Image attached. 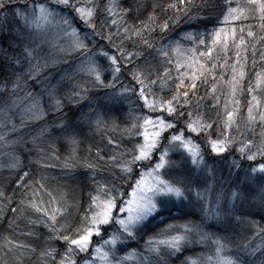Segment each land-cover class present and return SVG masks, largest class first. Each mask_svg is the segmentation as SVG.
<instances>
[{
  "label": "snow or ice",
  "instance_id": "6c2138e0",
  "mask_svg": "<svg viewBox=\"0 0 264 264\" xmlns=\"http://www.w3.org/2000/svg\"><path fill=\"white\" fill-rule=\"evenodd\" d=\"M15 0H0V10H3L18 23L22 22V33L25 36L43 35L52 26H55L59 32L70 40V48L72 52L84 57L77 66V73L84 72L91 77V84L93 87L108 88L114 87L115 82L122 74V68L125 63H132L133 68L126 69L131 73L132 79L139 85L138 88L133 87L129 89L123 86L120 89V95L128 91L138 93V100L143 101L142 107L149 109L150 112H160L153 119L149 115H144L139 125L133 124L132 128L135 129L137 136H142L141 142L135 143L131 159H123L126 153H114L108 157V162L119 168L124 178L133 172V166L142 164L143 167L139 171V177L133 184L129 185L130 191H121L111 181H97L96 194L90 193V204L87 212L82 218L80 225L73 226V224L65 218L63 223L58 222V216H66L68 203L65 201L63 207L53 206L51 208L43 204V198L40 203L36 200H30L29 206L37 213H41L42 217L39 218L45 227L49 229V240L64 241L66 248L63 252H59L55 247H48L39 251V257L44 264H77L76 256L79 253H88L91 249V258L85 259L83 264H125L127 259L134 258L135 251L129 253L124 257H117L116 250L118 244L125 243L128 238L135 239L138 230L146 229L153 222L166 224L167 230L170 234L164 235V232H157L155 236H150L146 242L148 250L157 256L160 255L161 246L170 250L173 254L180 252L184 244L189 242V234L196 230L200 234V240H211L214 244L212 255L200 260L187 258L186 264H242V261L237 254L233 256L232 250L228 243L221 237L207 232H201L199 226L191 222L182 225H174L168 223V217L165 213L171 214L173 207L179 209L180 205L188 200L189 195H194L197 201L203 200L208 204L209 209H205L206 218L219 220L221 218L220 202L217 199L215 207L211 208V200L207 197L208 189L203 191L196 187L195 182L192 180L191 172L193 170H203L211 175V167L205 161L200 145L195 143L191 135H185V131L194 133L199 136L201 133L205 135V139L211 151L217 155L229 151L234 138L229 133L233 128L238 130L237 117L239 113L238 105L240 101L235 99L238 86L244 79L246 73L244 71L247 57H243L242 52L247 49H242V45L246 44L245 32L248 37H255V33L248 26L247 31L244 26L239 27V43L237 39V27L233 26L234 22L249 18V5L252 6L258 14L261 21V27L264 29V0H247L246 4L239 3V0H223V3H213L209 11H219L218 16L214 21L210 19L202 20V23H218L228 25L229 27H214L207 29L203 32H187L184 33L183 39L191 41L194 47L184 49L179 41H176L174 47L169 49L167 46L161 45L156 49V54L163 58L160 63L164 65L163 72L156 69L153 61L157 59L156 55H151V59L145 56L139 64L135 60H140L143 51L134 52L126 50L123 41L132 40L136 37L138 46L142 49H152L154 42L151 39V34L158 28L160 33H165L169 30V20L175 22L178 17L170 16L157 20L156 10L159 8L161 13H165L167 8H171L174 12L187 13L189 8L195 6L193 0H172L166 6L161 4H153L152 11L148 14L147 20H140L139 26L129 24L126 17L131 14L133 18L138 19V13L141 11L139 0H131V4L125 7L121 0H107L106 3L101 4L97 0H55L58 9H54L48 3V0H25L23 4H15ZM235 3V6H233ZM65 10L67 14H65ZM103 17V19H100ZM222 17V19H221ZM78 21L82 27L78 28L74 22ZM106 29H114V31H106ZM95 38V39H94ZM115 39H120V44L114 43ZM12 41L8 44V48L4 49L0 45V56L7 59L8 64L12 68L22 67L23 60H31L34 58L36 49L30 45L34 41L21 39L20 35L12 36ZM21 40L20 44H16V40ZM264 40V37L260 38ZM101 40H106L108 44H102ZM229 41L235 50V56L232 64H227V57L224 58V64L227 65V70L231 73V79L227 82L230 86L232 96V107L229 108L226 102L222 107L224 114L222 118V126L225 132H222L216 139L212 138V127L217 121L212 117L205 120L202 116L197 115L193 119V112L198 109L202 100L205 97L199 96V88L197 81H200V86L203 87L206 80L205 72L212 77L214 83L211 87L212 99L215 101L209 107L220 115L217 105L219 104V96L215 95L216 77L215 69L216 63H212L211 67H207L201 60L212 61L213 50L219 47L223 52L229 50ZM135 43V41H134ZM172 43V42H170ZM21 45L22 51H21ZM203 46L204 51L197 53V48ZM112 48L116 51L113 52ZM95 49V51H93ZM9 50L13 55H9ZM255 46L252 47L253 53ZM169 51L177 54V58L169 55ZM19 53V54H16ZM185 53H191L184 60L180 57ZM264 61V50L260 57ZM103 61V63H101ZM255 56L253 57V64H255ZM175 63L176 72L179 75L174 79L171 75L172 69L168 67ZM239 65V68H237ZM187 66L189 69L195 68L191 73L180 72V69ZM198 66V67H197ZM223 67V65H221ZM108 72L111 75V81L105 83L103 73ZM11 74L15 76L14 80L9 81L8 78L0 79V94H9L11 105L5 107V112L11 110L12 107L18 106L21 99H30L32 103L28 104L20 116L21 124L23 125L27 120L42 118L47 115L44 112L42 105L38 99L32 97L31 92H28L26 87L25 97L20 98L18 91L22 90V81L24 77L34 78V72L30 67L27 72L23 74L12 71ZM203 77V79H201ZM188 83L185 84V79ZM62 79H64L62 77ZM73 77H68V83L65 85L67 91L63 96H57L56 90L49 91L50 104L56 112H62L66 104L80 103L87 93L88 87L85 86L86 82L75 81ZM220 79H223L221 74ZM168 80L173 81V92L170 99L159 98L157 93L153 91V86L157 81L160 82V89L163 90ZM176 80L179 82L176 83ZM264 82V70L256 72L254 82H249L248 93L249 99L247 100V119L250 123H254L258 119L261 128H264V105L261 104L260 98L256 94L257 88ZM183 89V90H182ZM191 93V96H190ZM209 93L206 92V95ZM193 101L195 104L193 105ZM187 105H193L191 108H186ZM164 113L170 119H166ZM184 122L183 128H178L177 125ZM8 122L12 123L11 131H16L17 125L8 117L6 121L0 123V126L7 125ZM93 123V121H89ZM94 124L97 129L101 125L106 124L100 113L96 114ZM62 132H65L66 139L72 146V152L75 153L80 141L78 137L83 132L78 131L73 127L68 131L65 122L61 120L57 125ZM167 129H175L170 133L168 139V147L161 148L153 159L154 153L161 143L162 133ZM131 131V130H126ZM0 142L15 143V141H8L6 137L0 134ZM109 143L115 144L116 141L109 138ZM169 149L178 150L181 153L179 160H173L169 155ZM237 151L241 156L248 161L256 162L255 166L250 168L251 173L264 174V133L261 134V140L256 142L255 136L240 142ZM97 157L103 160L104 157L100 156L99 151ZM16 162L11 164L10 167L15 169L21 162L15 158ZM147 162V163H145ZM185 164H190L194 168H185ZM236 168H240L237 161H233ZM89 168H95L97 165L89 163ZM29 176L28 171H23L22 175H18L15 183L20 188H28L31 185L25 183V177ZM43 189L44 185L40 184ZM264 192V189H262ZM36 196V191L31 193ZM238 193L233 191L231 193L232 201L235 202ZM48 204H53L56 197L51 196L49 193ZM0 199L9 200L10 197L6 196L4 191L0 189ZM264 203V195L261 197ZM23 203V201H21ZM15 213V209L12 210ZM176 214H179L178 212ZM239 219V217H237ZM35 223V222H33ZM118 225L117 232H112L108 235L107 239L103 238L104 231L107 226ZM11 227V222H9ZM261 231H264L262 229ZM174 233V234H172ZM28 235H32L31 232ZM100 238V242L93 244V237ZM122 236L124 239H122ZM163 236V238H159ZM11 246L16 249H26L29 252L35 253L37 251L30 244H24L15 240H7ZM59 256V259H57ZM146 259V258H144Z\"/></svg>",
  "mask_w": 264,
  "mask_h": 264
},
{
  "label": "rangeland",
  "instance_id": "374dc122",
  "mask_svg": "<svg viewBox=\"0 0 264 264\" xmlns=\"http://www.w3.org/2000/svg\"><path fill=\"white\" fill-rule=\"evenodd\" d=\"M30 2V0H29ZM98 3L101 4V7L103 6L104 3L107 2V0H97ZM247 0H239V3L241 4H246ZM25 3V0H15V4H23ZM48 3L51 7L54 9H58L59 6L56 5L55 0H48ZM235 6V3L234 5ZM249 18L248 19H243L240 21L234 22L233 26L237 27V39L236 43H239V27L244 26L246 31L248 26H251V30L255 33L257 30V26H261V21L258 18V14L252 10V6L249 5ZM65 14H67V11L65 10ZM4 17V16H3ZM100 19H103V17ZM11 21H13L14 24V34L13 36L20 35L21 39H26L30 41H34L33 44H31V47H34L36 49V52L34 53V58L31 60H26L25 63H23L22 59V67H17V68H12L11 66L9 67L10 71L8 72V75L11 76V78L14 80L15 76L11 74L12 71H15L16 73L23 74L24 72H27L29 68L31 67L33 71H37V65L40 64L39 66V72H44L45 68H47L50 64L52 63H62L60 65V69L62 70L58 71L57 78L55 82L52 81L51 77L47 76V79L43 77L42 81L39 82H33V87L36 89L33 90L34 92V98L38 99L42 105V108L44 112L46 113H54L56 112L55 109L51 106L50 104V98H49V91L52 89L56 90V95L57 96H63V94L67 91V88L65 85L68 83V77L72 76L73 82L75 81H81V82H86L85 86L88 87V93L86 97L80 101V103H72V104H66L72 109V114L71 116L67 115L57 121H54L51 124H44V122H40L42 118H37L39 120L40 124L38 123L37 127L32 128L29 130V132L34 134L35 140L37 141V144L40 151V157L43 159L42 165L44 166H50L44 158L50 159L53 161L52 154H56V150L52 151V154L44 153L46 144L51 147L58 148L59 145L65 147V151L68 154H78V150L80 149L79 146L83 144V141L89 142L91 138L94 137V135L99 136V133L103 131L104 128H107V126L111 125L112 120L114 123H116L117 127H120V131H118V134L120 135L119 140H120V145H118V141H116L114 146L111 149V145L107 143L106 148L107 151H112L110 155L114 153H126V155L123 157V159H131V153L134 147L135 143L141 142L143 140L142 136H137L135 134V129L132 128L133 124L139 125L141 123V119L144 115H151L153 119H155L156 116L161 115L162 113L160 112H150L149 109L142 107L143 101L138 100L137 96L138 93L133 92V91H128L123 93V95H120V89L123 86H127L129 89L136 87L138 88L139 85L136 84V82L132 79L131 73L127 71L126 69H131L133 68L132 63H125L124 67L122 68V74L120 75L119 79L115 82L114 87H108V88H100V87H93L91 84V77H89L86 73L84 72H79L77 73L76 69L77 66L80 64V61L84 59V57L79 56V54L72 52L70 48V40L68 37L64 36L62 32H59L55 26H52L49 31L44 33L43 35L37 34V35H31V36H25L24 33H22V22L18 23L17 19H14L13 17L11 18ZM75 26L80 28L82 25L76 21L74 22ZM5 23L0 20V43L5 41L6 34L5 33H10L11 28H8L7 30L5 29ZM218 27H229L228 25H220ZM254 27V28H253ZM261 30V31H260ZM109 31H114V29H111ZM260 33L264 31V29L259 30ZM196 32H203V31H196ZM264 33V32H263ZM184 34H182L180 37H183ZM245 41L246 43L250 41L251 37H248L245 32ZM95 39V38H94ZM184 40V39H183ZM21 41V40H20ZM167 42V43H166ZM172 42V43H170ZM176 40L175 39H169L162 43L161 45L167 46L169 49L174 47ZM180 42V41H179ZM102 44H108L106 40H101ZM117 44V42H114ZM20 44V43H17ZM180 44L183 46L182 51L184 49H190L194 47L193 43L188 40H184L180 42ZM1 45V44H0ZM118 45V44H117ZM158 46L156 48L153 47L150 51L148 50V55H142V57L148 56L149 59H151V55H156L157 59L153 61V64L156 65V69L159 72H163L164 70V65L160 63L163 58L159 57L156 54V49L161 47ZM245 45V44H244ZM244 45H242V49L244 48ZM23 45H21V51H22ZM262 50H264V44L260 48H256L255 50V64H250L252 65V68H249L248 66L245 65L244 71L246 73L244 79L241 81L240 85L238 86V91H248L249 87V82L253 81L254 82V77L255 73L264 70V65L258 66L257 62L263 63L260 59L262 55ZM95 51V49H93ZM112 51L115 52L116 49L112 48ZM132 51V50H129ZM200 51H204L203 46H200L197 48V53ZM151 54V55H150ZM169 55L175 60L177 58V54L173 51H169ZM191 55V53H185L184 56H181L180 59L184 60L187 56ZM213 60L212 61H206V60H201V63H204L207 67H211L212 63H216L217 67L215 69V77H216V88L218 91V94L220 91H227V94L224 93L225 96H227L225 99H227V103L229 108L232 107V96L230 95L231 89L229 84L227 83L231 79V73L229 70H227V65L224 64V58L227 57V64H232L233 63V58L235 56V50L232 46V42L229 41V50L225 53L217 47L216 49L213 50L212 53ZM242 56V63L243 57L245 56V53H241ZM141 60H135L134 62L136 64H139ZM103 63V61H101ZM253 63V62H252ZM223 65V67H221ZM172 69V77L175 79L179 73L176 72V65L175 63L168 65ZM198 67V66H197ZM237 68H239V65H237ZM195 68L189 69L187 66L183 67L180 69V72H189L191 73L194 71ZM251 70V72H250ZM38 72V73H39ZM250 72V73H249ZM36 73V72H35ZM37 75L34 74V78H36L39 74ZM50 73V72H49ZM61 73V74H60ZM55 74V73H54ZM221 74H223V79H220ZM59 75V76H58ZM103 76L105 78V83H109L111 81V75L108 72L103 73ZM205 76L210 77L207 72H205ZM62 77L64 79H62ZM251 79H248L250 78ZM203 79V77L201 78ZM248 80L246 89H243L242 83L246 82ZM187 78L185 79V83H187ZM213 80V79H212ZM53 82V83H52ZM179 81L176 80V83ZM207 82V81H206ZM205 82V84H206ZM169 83H172L171 85ZM200 85V81H197ZM173 85L172 80H168L167 83L165 84L163 90L161 91L160 89V82L157 81L156 85L153 86V91L157 93V99L166 96V92L164 91H169V88ZM201 87V86H200ZM174 90V89H173ZM172 90V91H173ZM29 91V90H28ZM211 91V90H210ZM221 93V92H220ZM257 96L261 100V104L264 105V82L261 83V86L257 88L256 90ZM32 103V100L26 99V100H21L18 104L17 107H12L16 114H20L23 112V109L28 105ZM226 103V100L223 101L222 105ZM193 105H187L186 108H191ZM208 106V105H207ZM222 107V106H221ZM217 108H219V104L217 105ZM11 109V110H13ZM64 109V108H63ZM219 112H224V109L221 108L219 109ZM10 112V111H9ZM100 113L103 117V119L106 121V124L101 125L99 129L96 128L94 124V120L96 119V114ZM202 111L199 109H196L193 112V119L197 115H200ZM166 119H170V117H167L166 113H164ZM202 115V114H201ZM200 115V116H201ZM63 120L65 122L66 126H71L68 127V131H71L73 127L77 128L78 131L83 132L82 135L78 137L80 143L78 147L76 148L75 153L72 152V146L69 144L68 140L66 139V133L62 132L57 125L59 122ZM222 120V118H221ZM44 121V120H43ZM89 121H93V123H89ZM218 122L219 119H216ZM254 124L252 123H245V129H246V135L248 132L251 130L248 128ZM178 128H183L184 127V122L181 121L179 125H177ZM264 129V128H263ZM56 130V133H51L50 131ZM126 130H131L126 131ZM175 129H167L162 133L161 136V143L159 145V148L157 149V153H154L153 159H155L156 154H158L159 150L161 148L168 147V137L170 136V133L174 132ZM242 130H240L241 132ZM222 132H225V129L223 128L221 122L219 121L217 124H213L212 127V138L216 139L220 136ZM235 131L233 129L227 133L231 137L233 136ZM117 134V138H118ZM185 135H191L194 142L200 145V149L202 151V154L204 156L205 161L210 165L211 167V175H209L207 172H204L203 170L196 171L193 170L191 172L192 180L195 182L196 187H198L200 190L208 189L207 191V197L211 200V208L215 207V203L217 199H219L220 202V211H221V218L219 220L216 219H209L206 218L205 214V209H209V205L205 204L203 200L197 201L194 195H189V198L187 201H185L183 204L180 205L179 209L173 207L179 214H176L177 212L172 213L173 216L168 219L173 221L174 219H178L179 217L184 216L185 220L184 221H179V222H173L171 224L174 225H182L185 223L191 222L192 224H195L199 226V229L201 232H207L209 234H213V232H210L207 229V225L211 223H216L214 226V230L216 231L217 229L221 230L222 232L226 233V237L224 238L225 241L229 242L231 245L236 244L239 239L237 236L245 230L244 228L248 229V227L242 228V215L246 213H250L252 211H255L254 209L251 208L250 201L252 200V194L248 192V188H262L264 189V182L262 183L261 179H255V177H264V174L262 173H251L250 168L255 166L256 162L254 161H248L247 159L243 158L242 156V161L238 157V159H235L237 156H240V153L237 151L238 147L240 146V142L244 140V137H242V133L237 135V137H233L234 141L231 144L229 151L222 153L220 155H217L213 153L205 139V135L201 133L199 136H197L194 133H189L185 131ZM42 138V140H41ZM109 135L105 134L104 135V140L109 142ZM109 145V146H108ZM89 147V145L87 146ZM38 151V152H39ZM63 151L62 149L59 150L61 153ZM63 154V152L61 153ZM66 154H64L65 156ZM169 155L173 160H179L181 153L178 150H173L169 149ZM236 156L235 158H233ZM8 159H11V156H8ZM109 157V156H108ZM108 157L106 156L105 159V168L109 170V172L114 171V176H117L114 180H116V187L120 189L121 191H130L129 185L133 184L136 179L139 177V171L143 167L142 164H136L133 166V172L127 176V179L124 178V174L121 173L120 169L115 167L113 164L108 162ZM59 160H61L62 157H58ZM55 159V158H54ZM15 160V159H14ZM237 161L240 164V168H236L233 165V161ZM14 161L13 163H15ZM55 162H59L55 159ZM54 162V165H55ZM241 162L246 163L245 165L247 167H244L247 169L248 172H243L242 170V177L247 179V181H251L253 178L254 180L252 182L255 183H241L243 186H245L243 189H247V192L244 195L242 192L240 193V189L238 187H227L226 184L230 182V179L235 178V175L239 172L241 168ZM11 163H5L3 164V167L13 169L10 167ZM147 163V162H145ZM66 164V163H65ZM60 166L58 167L59 170L52 169L53 173H56V175L60 176L62 173H64V168L67 167L65 166L62 162L59 164ZM68 165V164H66ZM71 167L70 165H68ZM1 167L0 169H2ZM67 167V168H69ZM185 168L192 169L194 166L190 164H185ZM20 168V165L16 167V169ZM22 168V167H21ZM61 168V169H60ZM21 170V169H20ZM69 170H67L68 172ZM233 182V181H231ZM231 182L228 184L230 185ZM233 191H236L239 195L236 199L235 202L232 201L231 198V193ZM67 194V192H62L60 195L56 196V201H54V204H51L53 206H59L63 207L65 201L68 203L69 207L67 209L66 216H58V222L61 223V218H69V212H73L74 209L77 207L73 204V202L68 199V198H62ZM45 202V201H44ZM44 204V203H43ZM51 208L50 206H48ZM89 207V206H88ZM88 210V208H87ZM89 214L90 213H86ZM176 217V218H174ZM239 217V219H237ZM41 218V217H40ZM261 220L260 218L256 219L257 224L261 225ZM218 222V223H217ZM159 222H153L150 224L146 229L144 230H138L136 233V238L131 239L128 238L125 240V243L123 244H118L117 245V250H116V256L117 257H124L127 256L129 253H132L135 251V256L134 258L127 259L125 261V264H158L156 262H151L150 258L152 257H158L156 254L150 252L148 250V245L147 241L150 236H155L156 234H153L152 232L149 231V228L155 227L156 225L158 226ZM263 224V223H262ZM119 229L118 225H111L107 226L103 238L107 239L108 235L112 232H117ZM156 233L157 232H164V235H167L170 233V230H167V226H162L159 229L157 228L154 230ZM152 233V234H151ZM215 236H218L217 233H214ZM219 237V236H218ZM145 238V239H144ZM163 238V236L159 237ZM122 239L124 237L122 236ZM145 242H142L144 241ZM100 242V238L93 237V244L95 245L96 243ZM62 245H64V250L66 248V244L64 241H61ZM142 244V245H140ZM197 247L198 249H195V253L197 257L192 258L196 260H200L202 257L206 258L209 255H212L213 250H214V244L212 243L211 240H200V234L196 231L193 230L189 234V242L184 244L182 247L183 248H195ZM63 250V251H64ZM176 254V255H175ZM173 254L170 250L165 249L163 246H161L160 249V257L165 256V255H170L173 258L177 256V253ZM233 256H236L237 254L235 251H232L231 253ZM91 258V249H89L88 253H79L76 256L77 264H83V261L85 259H90ZM146 258V259H144ZM242 264H247L246 259L240 257Z\"/></svg>",
  "mask_w": 264,
  "mask_h": 264
},
{
  "label": "trees",
  "instance_id": "16d2710c",
  "mask_svg": "<svg viewBox=\"0 0 264 264\" xmlns=\"http://www.w3.org/2000/svg\"><path fill=\"white\" fill-rule=\"evenodd\" d=\"M170 2H172V0H139L141 11L137 14L138 19L133 18L131 14L129 15V17H126V19L128 20L129 24L139 26L140 20H147L148 14L152 11L153 4L158 3L166 6ZM121 3L125 7H128L131 4V0H121ZM213 3L222 4L223 0H193V4L195 6L190 7L187 13H176L171 8H167L166 12L162 14L160 9L158 8L156 10V16L158 21H161L162 19L170 16L178 17V20H176L175 22L169 20V30L167 32L160 33L159 29L157 28L151 34V39L154 42V48L160 46L162 43L164 44V42L169 39H175L176 41L182 42L185 39L183 40V37L180 36L187 32L195 33L198 30L204 31L205 28L212 29L214 27H218V23L201 22L205 19H210L214 21L218 16H220L219 11H209V8ZM11 18V15H8L3 12V10H0V20L1 22L3 21L5 23V29L7 30L8 28H11L10 33H5V41L0 43L4 49H7L8 44L10 42H13L11 38L13 36L12 34H14L13 32L15 27L13 21H11ZM259 28L261 29L262 27L257 26L255 37H251L250 41H248L244 45V48L247 49L246 52H243L247 57L245 65L248 67L250 66V64H253V57L255 56V52L253 53L252 47L255 46L256 49L262 47L264 44V40L260 39L261 37H264V31L260 33L261 30L258 31ZM109 30L111 29H106V31ZM114 42L120 44V39L114 38ZM15 43H21V41L18 39L15 41ZM123 43L126 50H132L134 52L143 51V56L148 55V50H151L146 48L142 49L141 47H139L138 40L136 37H133L132 40H124ZM9 55H13L10 50ZM143 58L144 57L141 56L140 60H142ZM25 61L26 60H23V63H25ZM257 63L259 67L264 65L260 62ZM61 64L62 63L60 62L52 64L49 63V66L45 68L44 72L38 71L39 66H41L40 64H38L36 68L37 71L33 72L35 75H37V73L39 72V75L36 78L31 79L25 76L24 80L22 81V90L18 91V96L20 98L25 97V91L23 89L26 87L27 91L29 90L28 92H31L33 97L35 92L33 90H35L36 87L34 88L33 84L31 83H33L34 81H42L43 77L47 79V76H49L51 77L52 81L55 82L58 71L62 70V68L60 69ZM10 66L11 65L8 64L7 59L0 56V79L8 78L9 81L13 80L7 72L10 71ZM249 68H252V65ZM248 79H251V77ZM248 79L246 82L242 83L241 87L243 89H246L247 83L248 81H250ZM206 81L207 82L206 84H204L203 87H200L199 83H197L199 88L198 95L205 97V99L201 101L200 106L198 107V109L202 111V115H200L205 120H207L209 117H212L215 120L219 119L222 124L221 118H223L224 112H219L220 115L217 116L216 113L212 110V108L209 107L210 105H213L215 103V101L212 99V94H210V90L214 81L212 80L211 76L208 77ZM169 84L171 85L172 83ZM167 88H169V91H164V93L166 92V96L164 97H166V99H170L171 94L173 92V85ZM206 92L209 94L206 95ZM220 92L219 94L218 91H216L215 93V95L219 96L218 110L223 108L221 107L225 104L224 103L222 105L223 101L226 100L227 102V99H225L227 96L224 95V93L227 94V91ZM11 99H13V97H10V95L7 93L0 94V123L6 121L8 117H11V120L14 121L17 125L16 131H11V122H8L6 127L0 126V134L4 135L8 141H15V143L0 142V168L3 167V164H5L6 162L13 163L14 161H16L14 160L15 158H18L21 163L19 164L20 168L18 169H9L5 167L0 169V189L4 191L6 196L10 197V202L9 200L0 199V264H44V262L39 257V251L41 249L55 247L58 249L59 252H63L64 245H62L61 241H52L48 239L50 235L49 229L45 227V225L40 222L39 219L40 217H42V214L35 212L29 206L28 202L30 200H36L37 203H40L41 201L39 198H43L44 205L47 207H52L51 204H48V201L50 199L49 193H51V196L56 197L62 192H67V194L62 198L66 197L70 199L73 204L77 207L76 209H74L73 212H69V218L67 220H69L73 224V226L80 225L82 218L87 213V208L90 204V193L92 195L96 194V182L111 181L114 184H116L117 182L116 180H114L115 178H117V176H114V171L109 172V170L104 167L106 156H110V154L113 153L114 150L113 149L112 151H107L106 145L109 142L107 140H104V135L108 134L112 140L118 141L117 144L120 145V135L118 134V131H120V127H117L116 123H114V121L112 120L111 125L107 126V128H104L103 131L99 133V136L94 135V137L91 138L89 142L83 141V144L79 146L80 149L77 152L78 154L75 155L68 154L65 151V147L63 148L62 145H59L58 148H55L46 144L47 147H45V151L43 152L52 154V151L56 150V154H52V157H54L59 162H55L54 158L53 161L44 158L46 163L50 165L44 166L41 164V160L43 159L40 157L41 153L39 151V148L36 147L38 146L37 141L35 140L34 134L32 132L30 133L29 130L37 127L38 123L40 124V122H44V124H51L54 121H57L67 115L71 116L73 115L72 113L74 111L72 112V109L68 105H66L62 112H54L52 114L47 113L46 116L42 117L40 122L37 119H30L22 125L20 120L21 115L16 114L13 108H11L13 110H10V112H5L4 110L6 106L11 105ZM235 99H238L240 101L238 105L239 113L236 121L238 124V130L236 128H233V131L235 132L232 137H237V135L242 133V137H244V140L255 136L256 142L259 143L261 140V134L264 133V129L260 126V121L256 112H254V115H257V120L252 123L254 125L248 127L251 131L248 132L247 135L244 126L245 123H249L247 119V100L249 99L248 91H237ZM21 100L24 101L26 99ZM194 104L195 101H193V105ZM16 107L18 108V106ZM218 122H216V124ZM240 130L242 131L240 132ZM50 132L56 133L57 131L53 130ZM117 134L118 138L116 137ZM109 144L111 145L112 149L114 145L112 143ZM88 145L89 147H87ZM61 149L63 150L61 151V153L63 152V154L59 152V150ZM98 151L100 156L104 157L103 160L98 159ZM64 154L66 155L64 156ZM8 156H11L12 158L8 159ZM58 157H62L61 160H59ZM235 157L236 156H234L233 158ZM238 157L240 158L241 154L235 159H238ZM240 160L242 161V158H240ZM61 162L65 166L69 167L68 165H70L71 167H65L63 169L64 173L58 176L56 175V173H53L52 169L59 170L58 167L60 166L59 164ZM65 163L68 165H66ZM89 163L95 164L97 165V167L89 168L87 167ZM245 164L246 163L241 162V168L243 169H240L239 172L235 175V178L230 179V182H233H231L230 185H228L230 182L227 183L226 186L234 187L236 184L235 187H238V189H240V193L242 192L247 197L248 193L245 194L247 192V189H243L245 186H243L241 183H254L252 182L254 179L252 178L249 182L247 181V179L242 177V170L245 173L248 172L246 168L244 170V167H247ZM67 170L69 171L67 172ZM23 171L29 172V176L24 178L25 183L31 185L28 188H20L15 183L17 176L22 175ZM255 179H261L262 183L264 182V177H255ZM40 184L44 185L43 189L40 188ZM34 190L36 191V196L31 195ZM248 190V192L252 194V200L250 201L251 208L255 210L250 213L245 212L242 215V228L248 227V229L244 228L245 230H243L237 236L239 241H237L236 244L231 245L229 242H226L228 243L230 249L232 251H235V253L238 254L239 257L246 259L247 264H264V231H261L262 229H264V203H262L261 200V197L262 195H264V192H262V188H248ZM21 201H23V203H21ZM13 209L16 210L15 213H13ZM174 212L177 211L173 209L172 213L174 214ZM172 213H165V215L170 218L171 216H173ZM257 218L263 220V222L261 221V225L257 224ZM61 220V223H63L65 218H61ZM184 220L185 218L184 216H182L178 219H174L173 221L168 219V223L179 222ZM9 222H11V227L9 226ZM215 224L216 223L208 224L207 229L210 232L217 233L219 237L224 239L226 237V233L222 232L219 229L215 231ZM162 226H165V224H159L158 226L156 225L155 227H151L149 228V231L153 234H156L154 230H156L157 228L159 229L160 227L162 228ZM29 232H31L32 235H28ZM9 239L15 240L18 243L22 242L24 244H30L34 248H36L37 251L35 253H32L26 249L18 250L14 246H11V251H9L10 245H8L7 243V240ZM142 242H145V240ZM195 249L198 248H183V250L177 252V256H175L174 258L170 255H165L161 257L159 255L158 257H151L150 260L151 262H156L158 264H186L187 258L197 257L196 253L198 252L195 253ZM57 259H59V256H57Z\"/></svg>",
  "mask_w": 264,
  "mask_h": 264
}]
</instances>
